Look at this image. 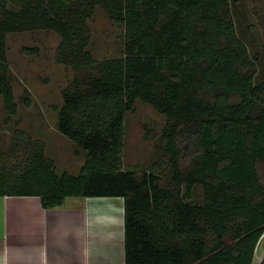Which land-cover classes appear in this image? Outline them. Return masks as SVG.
<instances>
[{
	"label": "trees",
	"instance_id": "16d2710c",
	"mask_svg": "<svg viewBox=\"0 0 264 264\" xmlns=\"http://www.w3.org/2000/svg\"><path fill=\"white\" fill-rule=\"evenodd\" d=\"M251 1L264 55V0ZM236 3L0 0L6 114L19 111L8 34L54 31L56 60L73 70L57 129L84 158L77 172L59 171L43 138L15 129L0 151V195H36L45 208L73 196L123 197L126 264H254L264 233V78L237 26ZM98 7L124 27L117 57L100 59L91 49ZM138 100L167 123L152 164L126 168V117Z\"/></svg>",
	"mask_w": 264,
	"mask_h": 264
},
{
	"label": "rangeland",
	"instance_id": "374dc122",
	"mask_svg": "<svg viewBox=\"0 0 264 264\" xmlns=\"http://www.w3.org/2000/svg\"><path fill=\"white\" fill-rule=\"evenodd\" d=\"M235 10L239 31L250 41L255 54L261 58L259 79H263V33L252 15V1L238 0ZM89 25L92 31L91 49L97 58H111L121 54L124 47L122 25L112 21L101 7L96 9ZM59 43L58 34L50 30L8 34L9 77L15 90L19 111L13 116L6 114L3 100L0 98V151L7 150L15 129H23L45 140L47 151L56 160L59 171L77 172L84 158H80L76 146L58 132L56 124L57 107L62 104V90L73 78V70L56 60ZM24 47H38L40 54L28 55L23 52ZM166 123L167 117L158 113L151 105L141 100L136 102L135 109L126 117L123 150L126 168H145L152 164L158 157L156 144ZM161 172L165 176L169 175V166H165ZM200 193L201 190L198 189V200ZM261 251H264L263 246Z\"/></svg>",
	"mask_w": 264,
	"mask_h": 264
},
{
	"label": "crops",
	"instance_id": "0c3cea01",
	"mask_svg": "<svg viewBox=\"0 0 264 264\" xmlns=\"http://www.w3.org/2000/svg\"><path fill=\"white\" fill-rule=\"evenodd\" d=\"M0 264H126L125 199L0 195Z\"/></svg>",
	"mask_w": 264,
	"mask_h": 264
},
{
	"label": "built area",
	"instance_id": "2783aa9c",
	"mask_svg": "<svg viewBox=\"0 0 264 264\" xmlns=\"http://www.w3.org/2000/svg\"><path fill=\"white\" fill-rule=\"evenodd\" d=\"M263 243H264V233L260 237L257 248L255 250V263L254 264H260L264 259V251H261L262 246L264 248Z\"/></svg>",
	"mask_w": 264,
	"mask_h": 264
}]
</instances>
